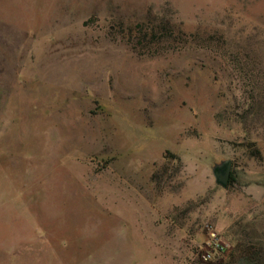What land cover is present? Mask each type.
I'll use <instances>...</instances> for the list:
<instances>
[{
    "label": "rangeland",
    "instance_id": "374dc122",
    "mask_svg": "<svg viewBox=\"0 0 264 264\" xmlns=\"http://www.w3.org/2000/svg\"><path fill=\"white\" fill-rule=\"evenodd\" d=\"M0 264H264V0H0Z\"/></svg>",
    "mask_w": 264,
    "mask_h": 264
},
{
    "label": "trees",
    "instance_id": "16d2710c",
    "mask_svg": "<svg viewBox=\"0 0 264 264\" xmlns=\"http://www.w3.org/2000/svg\"><path fill=\"white\" fill-rule=\"evenodd\" d=\"M137 33L143 32L144 36H150L154 38L158 35V37L167 36L170 33L175 32V28L170 23V21H161L159 24L154 23V20L150 19L149 22L139 23L134 29H131ZM234 180L233 176L231 177L230 182Z\"/></svg>",
    "mask_w": 264,
    "mask_h": 264
},
{
    "label": "water",
    "instance_id": "95a60500",
    "mask_svg": "<svg viewBox=\"0 0 264 264\" xmlns=\"http://www.w3.org/2000/svg\"><path fill=\"white\" fill-rule=\"evenodd\" d=\"M213 172L217 183L227 187L230 184L232 174L231 161L227 160L220 164H216L213 168Z\"/></svg>",
    "mask_w": 264,
    "mask_h": 264
},
{
    "label": "built area",
    "instance_id": "2783aa9c",
    "mask_svg": "<svg viewBox=\"0 0 264 264\" xmlns=\"http://www.w3.org/2000/svg\"><path fill=\"white\" fill-rule=\"evenodd\" d=\"M210 237H211L212 242H215L217 245H219V240H218L219 238H218V235L216 232H211ZM211 255H212L211 253H207V254H205V257L210 258Z\"/></svg>",
    "mask_w": 264,
    "mask_h": 264
}]
</instances>
